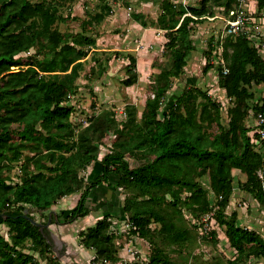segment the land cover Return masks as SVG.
<instances>
[{
	"label": "trees",
	"instance_id": "trees-1",
	"mask_svg": "<svg viewBox=\"0 0 264 264\" xmlns=\"http://www.w3.org/2000/svg\"><path fill=\"white\" fill-rule=\"evenodd\" d=\"M71 1L0 0V264H41L42 260L60 264L48 254L52 250L49 228L41 229L24 216L25 211L51 209L64 197L84 189L67 221L84 217L89 212L90 190L102 183L124 193L122 216L134 225L128 234L151 244L150 264H194L193 257L201 259L191 251L197 238L216 236L215 230L198 235L195 230L199 226L185 217L188 211L199 220L213 209L209 190L198 181L204 175L209 176L216 197L212 218L224 227L237 253L234 259L216 256L204 264L264 259L263 236L243 227L236 211L226 212L234 193L235 169L246 175L241 189L264 206V178L259 175L262 172L264 176V154L256 148L245 123L250 111L264 116V98L250 102L254 98L251 87L264 83L260 49L246 34L226 37L223 56L229 71L220 68L219 85L232 101L227 126L221 122L220 104L197 88L183 92L159 118L163 97L194 50L190 24L198 21L195 17L212 15L214 5L229 13L239 0H199L193 7L162 1L158 23L167 30L173 63L156 77L154 96L147 99L140 120L136 108L128 106L122 127L107 111L94 115L87 126L77 127L72 120L77 80L95 42L83 32L62 33L55 27L64 19L59 6ZM99 1L100 10L92 16L94 23H101L112 11L107 0ZM257 2L263 9L264 0ZM132 16L147 26L142 13ZM32 48L36 54L23 63L18 55ZM129 60L127 86L138 80L137 59L129 56ZM212 67L208 59L204 70ZM214 125L218 129L212 134L207 128ZM109 132L115 135L112 146L98 160L100 141ZM129 154L146 163L131 167ZM94 162H100L101 172L86 183L81 172ZM15 168L16 180L10 176ZM109 216L81 234L82 244L93 249L94 259L103 263L118 260ZM2 226L8 228V237ZM171 252L183 260L175 261Z\"/></svg>",
	"mask_w": 264,
	"mask_h": 264
},
{
	"label": "rangeland",
	"instance_id": "rangeland-1",
	"mask_svg": "<svg viewBox=\"0 0 264 264\" xmlns=\"http://www.w3.org/2000/svg\"><path fill=\"white\" fill-rule=\"evenodd\" d=\"M162 1L107 0L112 6V11L101 23L92 21V16L100 10L101 1L99 0H74L59 6L64 19L58 21L55 27L62 33L77 34L83 32L95 42L92 47H89L88 55L84 59V69L77 80L78 90L71 102L75 108L72 120L77 127H83L85 120L89 121L94 115L102 111L112 112L122 127L123 122L127 119L128 106L136 108L137 117L140 120L147 99L154 96L156 77L163 70L169 69L173 63L167 48V30L161 28L158 23L159 17L163 13ZM171 2L178 4L177 6L179 4L192 7L199 5V0H171ZM239 4L241 5L238 12L240 16L247 18L254 12V16L259 20L264 8L259 7L257 0H240ZM212 11V15L202 18L195 17L198 21L190 24L194 50L191 52L182 74L173 79L171 89L162 99L159 111V118L161 119L183 92L197 88L220 104L221 122L225 126L228 124V109L232 106V101L227 96L225 89L219 85V70L226 65L223 45L226 37L229 36L227 24L230 16L222 6L214 5ZM134 13H142L147 21V26L137 22L132 16ZM188 15L192 16L191 13ZM262 17L264 20L263 14ZM260 26L262 25L257 23L254 25V29L257 30L256 28ZM247 27L246 24L245 28ZM249 30L251 32L252 29L249 28ZM250 36L251 43L260 49L264 58V35L251 34ZM34 54H36V48L18 56L25 63ZM129 56L136 57V72L138 74L137 82L131 86L124 83V80L129 76L127 71V67L130 65ZM208 59L213 67L205 71L204 68ZM251 90L254 92V98L250 100L251 103L255 104L264 98V83L254 84ZM245 123L251 128L250 136L254 137L258 126V117L253 111H250ZM217 129V126L214 125L213 128H207V131L213 134L217 132ZM76 130L79 129L76 128ZM114 137L115 135L109 132L100 141V158L98 160H101L108 152ZM259 143H261L260 138L259 142L256 143L258 150H260ZM127 159L131 167L146 163V160H140L131 154L128 155ZM17 172V168L10 172V176L14 180L17 178ZM100 172V162H94L82 171L81 175L85 178L86 183H90L99 176ZM233 174L235 175L234 193L226 212L230 214L236 211L243 227L259 232L264 238V206L241 189V184L245 182L246 175L237 169L233 170ZM111 179L112 182L115 181L114 176ZM198 181L201 186L209 190V198L213 206L211 211L214 213L217 208L216 197L210 189L209 176L198 177ZM83 190L64 197L51 209L33 212V216L38 222L46 223L51 213V225L48 228L52 250L48 254L52 259L58 260L60 264H108L110 262L103 263L95 260L92 257L95 256V251L82 244L81 234L95 225L96 222L94 221L97 220L85 221L79 217L67 221L77 207ZM124 198L125 195L122 190L114 189L111 184L102 183L93 187L88 197L89 212L86 216H122ZM55 215L61 218L58 222L54 219ZM212 215L211 213L204 214L201 219L196 220L188 211H185V217L189 223H195L197 227L199 226L195 230L198 235H206L212 230L216 231L215 238L209 234L208 237L197 238L196 243L191 247V251L192 254L200 256L201 259L196 260L193 257L194 264H204L216 256L223 259H234L237 256L236 250L228 242L224 227L217 225L216 221L211 218ZM1 230L8 237V228L2 226ZM65 234L76 241L75 249L78 250L77 252L68 251L66 242L61 239V236ZM135 237L126 234L120 236V239L115 238L118 260L111 264H150L151 244L140 237ZM131 240L132 247H129V254L123 259L120 255L124 252V243ZM87 250H93L92 256L86 253ZM135 250L138 252L133 253ZM171 255L177 262L183 260V257L177 253L171 252ZM184 255H187V251L184 252ZM41 264H46V261L42 260ZM245 264H264V259L251 257Z\"/></svg>",
	"mask_w": 264,
	"mask_h": 264
},
{
	"label": "built area",
	"instance_id": "built-area-1",
	"mask_svg": "<svg viewBox=\"0 0 264 264\" xmlns=\"http://www.w3.org/2000/svg\"><path fill=\"white\" fill-rule=\"evenodd\" d=\"M240 1V0H239ZM241 8V5L238 3L234 8H232L229 11V20H228V35H238V34H246L248 36L249 39H251V34H262L264 35V20L262 17V14L264 16V9L261 12V16L259 18V20L256 19V17L254 16V12H252V15L248 16L247 18L244 16H240L238 14L239 9ZM234 18V19H233ZM261 24L262 26L257 27L255 30L254 29V25L255 24ZM248 25L247 28H245V25ZM249 28H251V32L249 30ZM224 68V73H227L229 71V69L226 67V65L223 66ZM89 124V121H84L83 126H87ZM257 129H256V134L254 135V137L252 136V139L255 143L259 142V138L261 143H259L260 145V149L264 154V116L262 114H259L258 116V123H257ZM259 134L260 137L257 138L256 135ZM262 144V147H261ZM260 177L263 179V173L259 172ZM209 214H213V211L208 212ZM213 216V215H212ZM211 216V218H212ZM134 227L133 223L126 217V218H122V219H118V220H112V234H128L130 232V230ZM138 237V236H137ZM132 250V249H131ZM130 250V251H131ZM138 250L133 251V253H137ZM187 264V263H185Z\"/></svg>",
	"mask_w": 264,
	"mask_h": 264
},
{
	"label": "crops",
	"instance_id": "crops-1",
	"mask_svg": "<svg viewBox=\"0 0 264 264\" xmlns=\"http://www.w3.org/2000/svg\"><path fill=\"white\" fill-rule=\"evenodd\" d=\"M95 163H98V162H95ZM109 217H110V220L111 221L112 220H118V219H122L123 218V216H109ZM82 218L85 221H91V219H94V220L96 219L98 221L99 219L103 218V216H84ZM97 221H94V222H97ZM123 235L125 236L126 234H122V235L115 234V236H116L117 239H120V236H123ZM61 237H62L61 239H63V241L66 242V244L68 246L67 247L68 248V251H70V252H72V251L77 252L78 251V250L75 249V243H76V241L75 240H72L69 235H66L65 234L64 236H61ZM133 237H135V236H133ZM135 238H139V237L136 236ZM116 241H118V240H116ZM129 247H132V240L129 241V242L127 241V242L124 243V246H123L124 252L122 253V255H120L121 257H123V259H125V256H127L129 254V252H128ZM86 253H88L89 256H92L91 253H94V252H93V250H87ZM78 256H79V254H78ZM92 257L94 258L95 256H92ZM111 263L112 262H110L108 264H111Z\"/></svg>",
	"mask_w": 264,
	"mask_h": 264
},
{
	"label": "water",
	"instance_id": "water-1",
	"mask_svg": "<svg viewBox=\"0 0 264 264\" xmlns=\"http://www.w3.org/2000/svg\"><path fill=\"white\" fill-rule=\"evenodd\" d=\"M35 211H37L36 208L27 210V211H25L24 216L29 218L34 224L40 226L41 229H44L45 227L46 228L49 227L51 225V213H50L48 221L46 223H43V222H38L35 218L31 217V214H33V212H35ZM4 216L7 217V215H4ZM54 217H55L56 222H58L59 220L57 218V215H55Z\"/></svg>",
	"mask_w": 264,
	"mask_h": 264
}]
</instances>
